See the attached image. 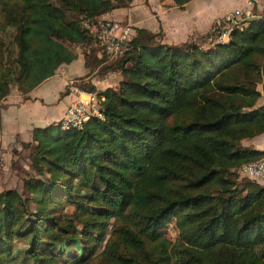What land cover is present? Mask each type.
<instances>
[{
    "label": "trees",
    "instance_id": "trees-1",
    "mask_svg": "<svg viewBox=\"0 0 264 264\" xmlns=\"http://www.w3.org/2000/svg\"><path fill=\"white\" fill-rule=\"evenodd\" d=\"M131 2L0 0V100L12 88L28 99L80 45L85 69L100 66L82 23ZM252 12L261 18L206 48L135 28L125 55L102 66L117 85L79 84L103 118L34 128L15 151L30 152L26 191H0V264H264V185L240 176L264 157L242 142L264 133V10ZM171 223L175 241L163 235Z\"/></svg>",
    "mask_w": 264,
    "mask_h": 264
},
{
    "label": "crops",
    "instance_id": "crops-1",
    "mask_svg": "<svg viewBox=\"0 0 264 264\" xmlns=\"http://www.w3.org/2000/svg\"><path fill=\"white\" fill-rule=\"evenodd\" d=\"M140 1L132 0L129 6L114 9L102 14V16L113 17L130 25L135 31V28H148L137 26V24H143L137 16L140 12L158 11L163 22V18L175 14L177 26H171V30L167 28V35H164L163 40L167 43L181 44L186 41L177 43L170 40L171 35L180 32L181 22L182 25H188L193 34H203L206 31L210 32L218 19H226L235 9H241L242 15L246 13L244 0H187L180 3H176L174 0H146L147 4H141ZM146 30L152 33L156 32L150 28ZM141 42L144 44L148 42L146 34L142 36ZM192 42L201 46L196 41ZM78 50L76 60L69 64L60 65L54 75L26 94L28 99H24L19 91L12 88L10 93L0 100V163L4 159L10 161L12 157H16L15 151L22 150V142L31 141L34 128L59 123L69 103L74 99V95L70 92V85L79 87L78 78L83 77L86 71L83 54L87 51V47L80 45ZM95 54L100 58L101 52L97 47ZM257 90L261 94L257 106H264V78L263 82L258 84ZM62 93L63 96H61ZM242 142L257 150L264 151V133ZM261 185H264V182Z\"/></svg>",
    "mask_w": 264,
    "mask_h": 264
},
{
    "label": "built area",
    "instance_id": "built-area-1",
    "mask_svg": "<svg viewBox=\"0 0 264 264\" xmlns=\"http://www.w3.org/2000/svg\"><path fill=\"white\" fill-rule=\"evenodd\" d=\"M244 2L245 15H242L241 9H235L231 13L235 17V24L232 20L227 22L226 19L229 14L226 19L214 26L215 29L221 26L214 42L222 43L226 41L233 26L240 24L239 22L247 16L256 15L252 12L254 8L259 11L264 10V0H244ZM226 23H228V26L223 29ZM82 24L87 32L95 38L99 51L104 53L109 60L120 59L131 47L130 39L134 31L128 24H122V22L113 17H104L102 15L96 19H85ZM69 88L74 95V99L69 103L63 117L59 121L62 130L81 129L91 117L103 118L100 110V100L96 91H87L73 84ZM240 176L252 181L263 182L264 157L242 164Z\"/></svg>",
    "mask_w": 264,
    "mask_h": 264
},
{
    "label": "rangeland",
    "instance_id": "rangeland-1",
    "mask_svg": "<svg viewBox=\"0 0 264 264\" xmlns=\"http://www.w3.org/2000/svg\"><path fill=\"white\" fill-rule=\"evenodd\" d=\"M139 3L147 4L146 0H141ZM170 14V12H169ZM174 15V16H173ZM138 19L142 21L143 24H137V26H145L150 29H154L156 32L159 33L164 38V35H167L166 29L171 30V26H177V19L175 14H172L168 16L167 18H163L164 22L162 20L161 15L158 13V11H153L151 13H145L140 12L138 13ZM222 19H218L214 24L217 26L219 22H221ZM126 24V23H122ZM215 25L212 26V29L210 32H204L202 33H195L193 34L192 29L188 28V25H182L181 22V28L180 32H175L173 35H171L170 40L175 41L177 43H181L184 41H196L201 46L206 47L208 45H211V43L214 42L215 36L217 35L218 31H220V28L216 30L213 28ZM219 27V26H218ZM146 28V29H148ZM171 33V32H170ZM169 37V36H168ZM79 51V50H78ZM81 54V53H79ZM102 57V64L94 69H86L85 74L83 77L78 78V84L88 86L89 84L96 86L97 89H103L108 86H116L118 80L120 79V74L116 71H107L104 72L102 70L103 65L111 64L113 63L112 60H109L106 55L101 53ZM100 56V57H101ZM29 151L26 150L21 154L16 155V157H12L10 161L7 159H4L2 163H0V191L5 189H16L20 193H23L25 190V184L23 182V178L26 175H33V171L30 166V158H29ZM36 177V176H32ZM31 209L34 207L33 204L30 205ZM73 212V207L68 206L65 208V217L70 218L71 214ZM105 234L104 238L101 242L97 243V246L95 247L94 256L99 255L104 246L106 245L109 238L112 236L114 227L117 224V218L111 217V218H105ZM163 235L171 240L175 241L178 236V231L174 225V223L169 224L163 231ZM19 248H23V244L19 242L18 244ZM73 248H76V245L73 246Z\"/></svg>",
    "mask_w": 264,
    "mask_h": 264
},
{
    "label": "water",
    "instance_id": "water-1",
    "mask_svg": "<svg viewBox=\"0 0 264 264\" xmlns=\"http://www.w3.org/2000/svg\"><path fill=\"white\" fill-rule=\"evenodd\" d=\"M261 18L260 15H250L245 17L244 19H242L239 23L245 22V21H249L252 19H259ZM227 22L231 21L235 24V17L233 16V14H230L229 17L226 19ZM220 23V22H219ZM228 26V23L225 24V27L223 29H225ZM263 78H264V71H263Z\"/></svg>",
    "mask_w": 264,
    "mask_h": 264
}]
</instances>
